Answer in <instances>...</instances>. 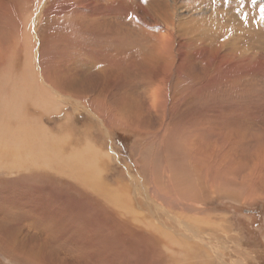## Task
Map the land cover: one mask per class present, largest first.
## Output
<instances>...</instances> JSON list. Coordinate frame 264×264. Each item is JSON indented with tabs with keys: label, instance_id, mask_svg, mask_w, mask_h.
Instances as JSON below:
<instances>
[{
	"label": "rangeland",
	"instance_id": "rangeland-1",
	"mask_svg": "<svg viewBox=\"0 0 264 264\" xmlns=\"http://www.w3.org/2000/svg\"><path fill=\"white\" fill-rule=\"evenodd\" d=\"M261 9L264 0H0V98L34 89L41 104L16 99L25 121L64 139V151L93 144L103 182L191 237L206 264H264ZM195 151L216 155L214 170ZM252 171L251 195L241 179ZM73 183L0 170V264H170L136 249L141 229L82 209Z\"/></svg>",
	"mask_w": 264,
	"mask_h": 264
},
{
	"label": "bare ground",
	"instance_id": "bare-ground-1",
	"mask_svg": "<svg viewBox=\"0 0 264 264\" xmlns=\"http://www.w3.org/2000/svg\"><path fill=\"white\" fill-rule=\"evenodd\" d=\"M13 13H14V11H13ZM15 23H16V21H15ZM12 25H15L14 22H12ZM12 28H13V26H12ZM2 51H4V50H2ZM14 92H15V94L12 93V97L11 98L8 97L9 99H7L5 101H3L2 98H0V170H7V172L9 170H11L13 172L18 173L20 171L22 172L25 170L28 171L29 169L32 170V168H38V169H43V170H48V171L51 170V172L53 170L55 173L57 172V175H58V173H60L64 176H67L68 178L72 179V181L74 180L73 184L76 188H78V191H79L78 196L81 200L80 204H81V206L83 205L82 209H84L85 211H88L90 213H95V214H100V215L102 213H105V212L106 213L111 212L110 214H112L114 216L116 215L121 220L123 219L124 222H127L131 226L138 228L139 230L140 229L142 230V231L141 230L138 231V233L136 231V233L134 234L136 236V238H138V240H140V242L142 241L141 243L143 244V246H141V247L138 245H135L137 247L136 249L142 248L143 250H149V251L151 249V251H153L152 252L153 255L155 252L159 253V254L161 253L160 255L167 258L168 263L170 262V264L171 263L172 264H206L208 257H209L207 255L208 252L206 253V251L204 249H201L198 246L193 245L190 242L191 237L189 238V237H186L184 235H181L179 232H177V230L169 227L170 225H167L164 222H162L163 220L158 221V218L155 220V216L153 219L151 217L148 219V218H146V216L142 217L140 214L141 212L139 213L138 210L135 208V206H133V204H132L131 199H134V198L131 197V199H130V195L128 196L129 198L126 197L127 195L123 196L122 189L119 187V185L117 187H114L112 185H107L103 182V180H102L103 177L101 176L102 175V168L100 166L99 151L97 150V148L95 146H93V144H85L84 146H81L79 148H72L68 151H64V147H63L64 139H59L58 141L54 142V140H55L54 138L56 136H53V137L47 136L46 132L42 133L44 130L43 127L38 126V125H34L33 122L29 123L28 120L25 121V118L23 117L24 114L21 115V109H22L23 104L19 103L18 100H16V99H18L20 97L23 98L27 94H32L33 96H36V91L34 92V89L24 87V88L20 89V91H19V89H15ZM8 94H9V92H8ZM16 95H17V98L15 97ZM38 95H40V94H38ZM38 95L36 96L37 98H35L36 100H33V102H35L37 105L42 103V101H41L42 97H40ZM37 100H38V102H37ZM140 133H142V132H140ZM64 145H66V144H64ZM28 147H31V149H28ZM197 151H199V150H197ZM197 151L191 153L192 154L191 158H193L196 161L204 163L205 166H209L208 167L209 169L207 168L209 171H211L212 168L214 170V165L216 164V157H215L216 155L211 156V154L209 153L206 156V155L198 153ZM101 155H103V154H101ZM214 162H215V164H214ZM256 167H259V166H256ZM255 174H257V173H254V171H252L251 174H249V178L247 181H245V179H241L242 185L245 183L248 186L251 195L253 194L251 189L253 190L255 187L258 188L256 185L258 183H256V181H255V179H256ZM217 175H216V178H218ZM218 176H221V175H218ZM60 178H61V175H60ZM211 178L213 180H215V175L211 176ZM180 179H182V178L180 177ZM104 180H106V179H104ZM241 180H240V182H241ZM57 181H58V179H57ZM69 183H71V182H69ZM53 185L55 187V184H53ZM259 185L261 188H263V191H264V181L262 182V184L259 183ZM212 186H214V185H212ZM216 186H217V184L215 185L214 188H216ZM47 187H48V185H47ZM56 188H58V187H56ZM44 189H46V188H44ZM124 189H125V187H124ZM54 192H55V190L53 191V193ZM65 205H67V204H65ZM62 206H64V205H62ZM69 206H70V204H69ZM161 206L162 205H160V207ZM67 207H68V205H67ZM77 208H80V207H77ZM73 209H74V207H73ZM101 217H97L96 219H98V221H101L102 220V219H100ZM167 219L172 222V217H169V215H168ZM210 219H211V217H210ZM213 222L211 223V220L209 222V220L206 218H204V219L203 218L202 219L194 218V219H192L191 223H189V224H193L194 226H197V228H199V226H201L202 228L203 227H205V228H209V227L212 228L213 227L216 229V226H218L219 223L216 225L214 223H217V222H214V223ZM173 223H175V222H173ZM185 224H188V223H185ZM185 224H183V227ZM189 224H188V226H190ZM188 226H186V227H188ZM106 228L108 229L109 226ZM110 228H109V230H111ZM215 229H213V230H215ZM195 234H198V233H195ZM175 235H177V236H175ZM218 236H220V235H218ZM221 236H223V235H221ZM123 239H125V238L123 237ZM132 239H133V241H131L130 244L132 242H134V238H132ZM113 240H115V239H113ZM127 240L128 239H126V243L128 242ZM109 244L112 245L113 243L111 242ZM126 245L128 248H130V246L128 244H126ZM206 245H207V243H206ZM116 247H117V245H116ZM133 247H134V245H133ZM217 257H218V255H217ZM213 260H214V258H213ZM28 261H25V262H27V263L30 262L29 264H37V263L33 262L32 260L29 262ZM82 261L83 260H81V262ZM223 262H225V261H223ZM154 264H156V262Z\"/></svg>",
	"mask_w": 264,
	"mask_h": 264
},
{
	"label": "snow or ice",
	"instance_id": "snow-or-ice-1",
	"mask_svg": "<svg viewBox=\"0 0 264 264\" xmlns=\"http://www.w3.org/2000/svg\"><path fill=\"white\" fill-rule=\"evenodd\" d=\"M142 2H143V3H147V0H142ZM255 2H256V0H253V3H255ZM261 11L264 12V9H261ZM128 18H129L130 20L134 19V17H132V16H129Z\"/></svg>",
	"mask_w": 264,
	"mask_h": 264
}]
</instances>
